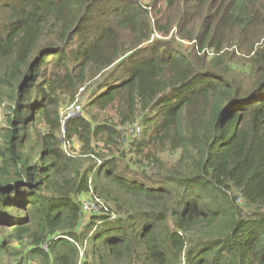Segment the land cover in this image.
Wrapping results in <instances>:
<instances>
[{"label":"trees","instance_id":"16d2710c","mask_svg":"<svg viewBox=\"0 0 264 264\" xmlns=\"http://www.w3.org/2000/svg\"><path fill=\"white\" fill-rule=\"evenodd\" d=\"M0 117V264H264V0H0Z\"/></svg>","mask_w":264,"mask_h":264},{"label":"built area","instance_id":"2783aa9c","mask_svg":"<svg viewBox=\"0 0 264 264\" xmlns=\"http://www.w3.org/2000/svg\"><path fill=\"white\" fill-rule=\"evenodd\" d=\"M81 111V104L74 103L71 108L66 109L65 120H68L74 116H77ZM140 132V127H136L135 133ZM101 204V201L97 198L95 201H86L84 202L83 208L86 212L91 213L99 209L98 205Z\"/></svg>","mask_w":264,"mask_h":264},{"label":"rangeland","instance_id":"374dc122","mask_svg":"<svg viewBox=\"0 0 264 264\" xmlns=\"http://www.w3.org/2000/svg\"><path fill=\"white\" fill-rule=\"evenodd\" d=\"M185 46H188V45H190L189 44V42H184L183 43ZM76 103H82V98H80V100H79V97H77V99H76ZM74 104H72L71 106H69V107H67V108H71L72 106H73ZM66 108V109H67ZM66 109L63 111V115H64V117H65V115H66ZM82 110V109H81ZM81 112V114H85L83 111H80ZM112 111L111 112H109V114L110 115H112ZM0 124H2V117H0ZM122 128V130H124V133H125V131H126V133L127 134H130L131 132H132V129L131 128H129L128 126H123V127H121ZM128 128V129H127ZM129 140V139H128ZM70 144L69 145H66V144H64V148H65V150L70 154V153H76V152H72L71 150H70ZM71 146H73V148L74 149H79L80 148V146L78 145V143H73ZM129 158H131V155H127V157H126V159H129Z\"/></svg>","mask_w":264,"mask_h":264}]
</instances>
